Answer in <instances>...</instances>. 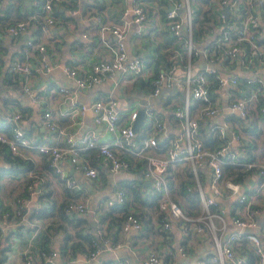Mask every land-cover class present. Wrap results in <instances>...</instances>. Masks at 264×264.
Here are the masks:
<instances>
[{
  "label": "built area",
  "instance_id": "1",
  "mask_svg": "<svg viewBox=\"0 0 264 264\" xmlns=\"http://www.w3.org/2000/svg\"><path fill=\"white\" fill-rule=\"evenodd\" d=\"M59 1L45 0L42 3V12L37 9L27 17L18 18L7 24L4 28V32L11 36L19 35L30 28L35 29L34 34L27 41L24 53L12 64L15 72L25 79L24 86L28 91L33 90L35 82L33 56H39L38 60L44 63L45 71L51 69L45 59L47 57V42L50 38L48 34L52 26L56 24L55 5H60ZM87 1L100 2L104 6L107 0ZM194 1L132 0L129 3L125 2L122 6V21H104L100 25L101 29H110L117 35L115 43L107 42L112 50L111 58L97 60L85 70H80L76 65H65V71L75 79L80 87L102 82L116 70L130 77H136L143 72L147 60L140 52L133 57L129 56L126 36L130 31L135 36L144 35L145 30L154 29V24L158 21L163 25L164 31L178 40L184 52L180 70L175 67V64L178 63L176 61L168 69L162 68L149 78L150 93L153 96L158 95L165 84L168 86L173 84L182 91L183 103L179 109H176L179 120L177 134H170L164 120L148 104H145L142 106L144 119L141 124L148 134L142 141H139L137 131L133 128L137 110H133L128 119H122L117 99L113 93H108L96 98L88 105L81 104L80 109L83 111L92 108L95 113V121L103 123L113 134L111 140L98 141L94 133H88L81 139L77 138L73 133L65 131L60 126L54 117L53 108L47 105L42 113L41 122L52 130L59 129L64 132L65 140L61 138L50 142H40L37 144V148L41 152L49 154L50 165L61 175L67 186L74 189H79L82 184L73 174L68 173L63 164L64 160L81 170L84 175L93 178L98 176L99 166L105 167L111 172L131 169L133 164L130 158L121 153V150L133 152L144 160L143 177L150 180L151 186L158 194L159 217L154 223L156 231L162 232L172 226H177L183 232H188L190 228L200 233L211 232L216 249L209 262L217 264H247L246 254L240 253L238 247L240 240L246 238L249 245L258 254L256 264H264V241L255 229L258 226L256 214L258 210L252 206L257 195H264V160L256 158L240 161L238 155L232 153L228 148L225 124L210 123L209 130L216 131L222 138V142L213 148H209L203 143L198 132L201 118L207 120L206 118L213 116L217 111V103L211 98L207 89L208 74L214 73L218 80V87L223 85L238 87L236 94L230 96L227 107L229 111L235 112L241 117L248 115L249 109L255 106L260 94L264 98V76H262L264 73H254L258 66H264V34L258 16V10L264 6V0H205V8L210 10L216 8L218 21L206 31L210 33V37H206L205 32L198 41L193 37L192 21L196 11L195 5H193ZM36 2L39 1L36 0ZM225 5L229 7L227 17L223 12ZM69 12L71 14L82 12L81 5L69 7ZM97 17L101 23L103 13L100 12ZM194 57L202 58L201 66L194 68ZM218 60H231L240 67L252 70L253 74L244 76L245 83L251 84L248 91L239 84L237 73L232 72L226 75L223 72H218L212 65V62ZM42 96L43 92L36 90L35 97ZM192 97L201 102L194 107L197 112L194 115L191 112L190 99ZM259 109L264 113V103L260 105ZM21 116L20 110L15 111L11 116L13 135L0 130V146L7 144L13 151H20V145L30 143L26 136V130L20 123ZM231 137L239 139L240 132L232 130ZM93 149L97 150L99 157L97 163L92 162L90 156ZM151 150L155 152H151ZM177 160H183L189 164L198 190L201 210L195 215L185 212L181 204L172 197L167 168ZM224 161L241 162L245 169H254L259 174V183L251 194L247 195L244 189L243 191L239 190L241 182L222 176ZM199 166L205 167L208 171V180L205 185L198 174ZM35 176L27 184L25 190L12 200V210H5L6 218L25 214L30 197L36 191L35 185L39 184V177ZM188 188L190 187L188 186ZM227 190L238 192L235 196L238 204L233 207L231 214V221L238 230L232 231L222 238L225 222L223 208L218 197L227 194ZM126 196V187L120 186L114 196L105 199V203L109 206L114 204L127 206ZM88 209L85 200H73L67 205V211L71 213H84ZM136 214L137 212L133 209H129L127 212L120 226L123 235L141 227V220ZM216 219H220V225L217 224ZM108 226L107 220H101L96 231L92 234L91 247L85 248L80 258H93L97 260L96 264H104L99 255L105 247H111L114 244L108 233ZM248 227L251 228L250 231H246ZM177 252L181 254L187 252L183 238L177 247ZM6 254L4 264L76 263L74 258L64 260L66 263L58 261L59 250L45 246L36 250L30 249V247L9 249ZM141 263L163 264L161 257L154 249L149 250L141 258ZM207 263L204 259H198L192 264ZM109 264L133 263L128 259L124 261L116 259L111 260Z\"/></svg>",
  "mask_w": 264,
  "mask_h": 264
},
{
  "label": "crops",
  "instance_id": "2",
  "mask_svg": "<svg viewBox=\"0 0 264 264\" xmlns=\"http://www.w3.org/2000/svg\"><path fill=\"white\" fill-rule=\"evenodd\" d=\"M8 1L2 0L1 6L3 7ZM12 1L21 10L28 9L27 11H31L37 4L36 0ZM79 1L80 3L78 4L81 5L82 12L77 14H71L69 7L64 4L57 5L55 8L57 10L60 7L64 10L62 12L66 20L63 23L53 25L48 34L50 38L47 42V57L45 61L51 66V69L45 71L43 69L44 63L38 60L39 56L32 57L34 65L33 77L35 79L32 91L25 89V79L15 72L12 64L24 53L27 41L32 37L31 35L34 34L35 29L30 28L19 35L11 36L3 31L4 27L0 22V38L3 45L0 50V125H12L11 116L15 111L20 110L22 113L20 123L25 128L26 136L30 142L28 145H20V151H13V154L17 155L21 161H18L17 158H15L16 160H10L0 154V205H3L0 206V232L4 231L7 233L6 236L0 234V238H2L0 249L1 246L6 245L5 239L8 237L11 249L30 247V249L36 250L45 246L59 250L58 261H64L66 256L73 254V257L72 255L69 257L70 259H76V263L72 262L71 264H96V259L80 258L81 253L83 254L85 250V248L81 247L88 243V239L79 241L80 245H72L74 241L80 239L76 235L78 230L81 233L87 232V227H90L95 232L101 220H107L109 226L112 225H110L111 219L102 217L104 208L109 206L105 203V199L109 196H114L118 188L123 186V181L133 180L135 182L134 180H137V178H143L144 187L140 186L139 188L142 197L153 191L154 188L151 186L150 181H146V178L140 174L143 169L142 165L137 167L134 164L133 168L129 170H118L116 172H111L107 168L101 167L104 169L107 179L100 181L98 176L90 178L84 175L81 170L75 168L70 162L64 160L65 169L82 184L81 189L79 188L81 192H78L74 198L84 199L89 209L84 213L75 214L77 218H73L74 213L70 212H67L70 217H62L58 212L60 208L57 205L67 199L69 200L75 194H73V190H68L70 188L67 187L61 175L48 166L47 159L50 160V156L41 152L37 148V144L61 138L65 140V135L59 129L55 131L46 127L41 122L42 113L46 106L50 105L53 108L55 119L65 131L73 133L79 139L88 133H94L98 141H109L113 138V134L103 123L95 121V113L92 108L82 111L80 105H88L96 98H100V96L113 93L118 101L122 119H128L133 110L148 104L164 120L167 131L170 134H177L179 132V120L171 115L170 104H164V100L161 97L169 91H182L173 84L171 86L165 84L159 94L153 96L150 93V89L144 90L140 85H135L134 80L139 76L149 82V78L157 73L154 71L152 61L155 55L154 50L166 52L167 58L171 62L169 65L177 61L178 63L175 64V67L178 70L181 69L180 65L183 60H180L179 47L176 43H170L165 39L163 25L157 21L154 24V29H146L144 35L135 36L130 31L126 36L129 56L133 57L140 52L147 60L140 75L130 77L116 70L102 82L94 83L87 87L78 86L75 79L65 71V65H76L80 70H85L97 60L110 59L112 50L107 42L115 43L117 35L111 32L110 29H101L100 25L104 21H122V6L125 2L129 3L132 0H107L100 10L94 7H84L85 2L86 4L92 2L87 0ZM197 1L201 4L200 0H196L194 3ZM158 9L160 10V8ZM34 11L36 9L32 10V13ZM263 11L264 6L258 10V16L264 34ZM100 12L103 13L101 23L97 17ZM204 35L208 38L210 37L208 32ZM179 46L182 47L180 43ZM180 49L183 51V48ZM202 63L201 57L193 58L194 68L201 66ZM212 65L218 72H223L226 75L232 72L237 73L240 85L246 84L244 76L250 73L253 74L252 70L240 67L231 60H218L212 62ZM159 67V69H162L164 66L161 64ZM254 73H264V66H258ZM262 76L264 75L262 74ZM247 85L250 88L251 84ZM61 87L65 88L61 89ZM237 88L234 85L214 87L211 92V98L217 103V111L213 116L206 118L207 120L201 118L198 129V132L200 128L208 131L210 123L213 122L225 124L227 127L228 148L236 155L241 152L240 150L243 146L239 139L231 137V131L240 132V136L242 135V126H240L237 119L238 117H244L229 111L227 103L230 96L236 94ZM36 90L43 92V96L40 98L35 97ZM260 96L262 95L260 94ZM182 103L179 106H182ZM190 103L192 105V114H197L194 107L201 102L197 98L192 97ZM179 106L174 109L175 112L177 111L176 109L180 108ZM258 123L259 127L263 129L262 135L264 136V119H259ZM242 125L245 126V123ZM140 127H143V125L141 124L139 129ZM151 152L155 151L151 150ZM257 156L259 159L264 160V154L262 156L257 154ZM169 167L171 170H169ZM185 167H189L190 170L189 164L183 160H177V162L168 166L167 175L171 173L168 177L174 179V185L177 183L175 174H182L180 171ZM173 172L174 174H172ZM198 174L203 181V185H205L208 180V171L205 167L199 166ZM34 176L39 177V184L35 185L36 191L30 197L29 203L25 208V214L19 217L6 218L4 216V212L7 210L6 204L11 203L16 195L21 194L25 190L28 181L33 179ZM188 178L194 180L192 173ZM259 178V174L256 171L249 173L241 182L239 190L243 191L245 187L253 192L259 183ZM227 191V194L218 197L219 203L223 208L225 222L222 238L227 236L228 233L238 230L231 221V214L233 213L231 211H233L235 196L238 192ZM127 192V208L128 210L133 209L137 214L140 213L142 225L139 229L132 230L124 235L120 230L118 240H114L111 235L113 246L105 247L99 255L104 264H109L111 260L114 261L116 259L123 261L128 259L133 264H142L141 258L151 249L158 252L163 264H192L198 259H204L208 262L207 264H217L209 262L216 249L211 232L200 233L192 228L188 232H183L177 226H172L164 232H158L154 228V223L158 216L157 208L151 201H143L141 196L139 199L130 200L131 192L129 189ZM43 203L46 205L44 206ZM252 206L258 210L256 213L258 226L255 229L264 241V195H257ZM78 218L81 219L78 221ZM51 220H54L55 226H53ZM215 221L220 225V219ZM56 223H58L57 226ZM83 225L87 227L84 228ZM114 227L116 228V224L110 228L111 231L115 230ZM25 231L27 232L25 233ZM68 233L70 236H67ZM181 238H183L187 251L184 254L177 252ZM64 245L67 247L66 252L61 250Z\"/></svg>",
  "mask_w": 264,
  "mask_h": 264
},
{
  "label": "trees",
  "instance_id": "3",
  "mask_svg": "<svg viewBox=\"0 0 264 264\" xmlns=\"http://www.w3.org/2000/svg\"><path fill=\"white\" fill-rule=\"evenodd\" d=\"M39 2L37 4H35V7L32 9H38L42 12V3L45 0H38ZM196 1V0H195ZM61 4L67 5L68 7H74L77 6L79 3V0H60L59 1ZM2 0H0V22L2 23L1 25L5 28L6 24L12 23L13 21H15L18 18H24L27 17L29 15V13L32 12L31 11H27L28 9L25 10H21L20 7L14 3L12 0H9L3 7L1 6ZM84 7H94L97 10H100V8L103 7V4L100 2H95V3H84ZM193 5H195V13H194V17H193V21H192V25H193V37L196 41H198L202 35L215 23L217 22V17H216V13L217 10L216 8L213 9H208V8H204L200 3L195 2ZM57 7V5H55ZM60 8V7H59ZM57 9L55 10V16H56V24L57 23H63L66 18L64 17V13L62 11H64L63 9ZM238 13L239 10H238ZM264 13V11H263ZM5 25V26H4ZM3 28V31H4ZM2 29V27H1ZM165 39L170 42V43H176V45L179 47L180 50V60H184V52L180 49L182 47L179 46V42L178 40H176L175 37H172L171 35H169L166 31L163 32ZM3 47L2 42H1V38H0V50ZM155 55L153 56V64H154V71L158 72L160 69V65L163 64V68H169L171 65H169L171 62L168 60V56L166 54V52L164 51H157L154 50ZM179 58V56H178ZM143 77H139L137 76V79L134 80V84L135 85H140L142 88L145 89H151V85L149 82L145 81L142 79ZM218 85V80L215 77L214 73H210L208 74V85H207V89L211 95V92L213 91L214 87ZM246 91H248L249 86L247 84H242L241 85ZM163 100H164V104L169 105V108H171V115H173L174 118L178 119L176 112L174 111V109L179 106L182 101H183V93L180 91H169L167 93H165L164 95H162ZM264 103V98L262 96H258V100L257 102L254 104L255 106L251 107L249 109L248 115L244 118H239L238 117V122L240 124V126H242V135L240 136L239 140L241 142V145L243 146V148H241V152L238 154L239 160L240 161H249V160H253L258 158L257 154L259 156H262L264 154V136L262 135V128L259 127V119H264V113L259 109L260 105H262ZM245 123V126H243L242 124ZM0 130H4L9 134L13 135V125L10 124H6L4 126L0 125ZM148 134V131L145 130L143 127H140L139 131L137 132V138L139 141H142V139L144 138L145 135ZM199 136L201 137V139L203 140V143L208 146L209 148H213L218 146L221 142H222V138L219 136L218 133H216V131L214 130H208L206 131L203 128H200L199 130ZM257 149V150H254ZM121 153L126 154L132 164L138 166H143L144 165V160L140 159L137 155H135L133 152L131 151H127V150H121ZM0 154H3L4 156H6V158H9L10 160H14L15 158L18 159L17 155L13 154V150L10 149V147L7 144H3L2 146H0ZM91 159L92 162L97 163L99 161V157L97 154V150L93 149L91 151ZM16 160V159H15ZM18 161H21L18 159ZM47 164L48 166L54 170V168L50 165V160L47 159ZM186 166V165H185ZM133 168V166H132ZM169 170H171V168L169 167ZM55 171V170H54ZM174 171V169H173ZM254 169H245L244 165H242L241 162H228V161H224L222 163V176L224 178H231L234 181H238V182H243V179L245 177L248 176L249 173L254 172ZM182 174L176 173L175 174V178L177 179V183L174 185V179L173 178H168L169 181V185H171V193H172V197L181 204V206L183 207L184 211L195 215L197 213L200 212L201 210V204H200V199H199V194H198V190L196 189V185H195V181L191 178H188L190 176V170L189 167H185L180 171ZM142 174V172L140 173ZM171 173H169L168 175L170 176ZM174 174V172L172 173ZM139 175V174H138ZM143 175V174H142ZM100 178V181L106 180L107 176L106 173L104 172V169L101 168V166H99V173H98V179ZM204 179V176H203ZM31 180V179H30ZM30 180L28 181V183L30 182ZM135 182L130 181V180H126L123 181V186L126 187V189L130 190L131 192V199H139L141 195V191H140V186L144 187L143 182L144 179L143 178H137V180H134ZM27 186V185H26ZM146 186V185H145ZM188 186L190 188H188ZM68 187V186H67ZM70 188V189H68ZM68 190H73V194H75L73 197H71L69 200H65L64 202H61L59 205H57L60 210L58 211L62 217L68 218L70 217V214H67V205L69 204L70 201L73 200H84V199H75L74 197L77 196L78 192H81V188L80 189H75L68 187ZM244 190L246 192L247 195L251 194L252 190L249 191V189L244 187ZM128 194V192H127ZM143 201H151V203L157 208L158 210V194L156 191H150L148 194H146L144 197H142ZM234 207L238 204L237 199L234 201ZM3 206V205H0ZM6 209L8 210H12V205L11 203L6 204ZM55 207V206H53ZM212 209H216L214 207H212ZM217 210V209H216ZM128 208L127 206H122L120 204H114L108 207L104 208V211L102 212V217L107 219H111L110 220V225L108 226V233L110 235H112L114 240H118V236L120 233V226L122 224V221L124 220L125 216L127 215L128 212ZM53 212V211H52ZM233 211H231L232 213ZM69 213V212H68ZM71 213V212H70ZM77 213H74L73 218H77V216L75 215ZM139 219H140V213L136 214ZM21 215L15 216V217H19ZM159 217V211H158V216ZM55 218V217H54ZM81 218H78V221ZM53 226H55L54 224V220H51ZM116 224V228L115 230L111 231V227L115 226ZM58 225V223H56V226ZM83 227H87L86 225H83ZM87 232H82L80 230H78V234H76L77 236H79V240L78 241H74L72 243V245L77 246V244H81L78 243L79 241H81L82 239H88V243L86 245H83L81 248H88L91 247V238H92V234H93V230L90 229V227H87ZM167 231V230H166ZM164 232V231H162ZM67 236H70V234L68 233ZM2 244V238H0V245ZM239 252L240 253H244L247 256V264H255L257 261V256L258 254L256 253V251H254V249L249 245L248 241L246 240V238H242L238 244ZM49 248V247H47ZM66 246L64 245L63 248L61 250H63V252H66ZM9 248L6 245L1 246L0 249V264H4L5 258L7 256L6 251ZM75 252V251H74ZM72 257L74 256L73 254ZM69 255V256H70ZM69 256H66V259H70Z\"/></svg>",
  "mask_w": 264,
  "mask_h": 264
},
{
  "label": "water",
  "instance_id": "4",
  "mask_svg": "<svg viewBox=\"0 0 264 264\" xmlns=\"http://www.w3.org/2000/svg\"><path fill=\"white\" fill-rule=\"evenodd\" d=\"M223 12L225 14V17H227V15L229 13V7L227 5L224 6ZM143 119H144V110H143L142 107H140V108L137 109V111H136V117H135V119L133 121V128H134L135 131H138L139 126L143 122ZM146 181L149 182L150 180L149 179L148 180L146 179ZM250 230H251L250 227H248L246 229V231H250Z\"/></svg>",
  "mask_w": 264,
  "mask_h": 264
},
{
  "label": "rangeland",
  "instance_id": "5",
  "mask_svg": "<svg viewBox=\"0 0 264 264\" xmlns=\"http://www.w3.org/2000/svg\"><path fill=\"white\" fill-rule=\"evenodd\" d=\"M201 1V4H202V6L203 7H205V0H200ZM153 43H154V41H153ZM17 196V195H16ZM15 196V197H16ZM15 197L13 198V200L15 199ZM1 200V199H0ZM42 204V203H41ZM44 204V203H43ZM46 204H44V206H45ZM49 206V205H48ZM49 207H52V206H49ZM27 231H25V233H26ZM0 234H3L4 236H6L7 235V233L6 232H4V231H1L0 232ZM20 235V234H19ZM5 241H6V246L8 247V248H10V246H11V244H10V240H9V238L8 237H6V239H5ZM11 249V248H10ZM16 249V248H15Z\"/></svg>",
  "mask_w": 264,
  "mask_h": 264
}]
</instances>
